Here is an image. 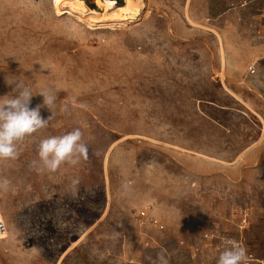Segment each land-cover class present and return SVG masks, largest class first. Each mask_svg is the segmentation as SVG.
<instances>
[{"label":"rangeland","instance_id":"1","mask_svg":"<svg viewBox=\"0 0 264 264\" xmlns=\"http://www.w3.org/2000/svg\"><path fill=\"white\" fill-rule=\"evenodd\" d=\"M98 1L84 0L105 20L90 24L54 0H0V98L13 81L31 107L56 97L48 127L0 160V264H149L162 250L216 264L226 237L264 264V0H133L115 22ZM75 128L87 160L30 167L42 139Z\"/></svg>","mask_w":264,"mask_h":264},{"label":"clouds","instance_id":"2","mask_svg":"<svg viewBox=\"0 0 264 264\" xmlns=\"http://www.w3.org/2000/svg\"><path fill=\"white\" fill-rule=\"evenodd\" d=\"M12 83H16L14 91L18 94L0 98V160L16 159L25 138L48 127L51 116L42 117L41 108L46 106L51 111L56 101L49 91H41L36 94L43 96V104L31 107L32 89L19 81L9 84ZM89 151L81 129L75 128L62 136L42 139L36 147L38 159L31 161L30 167L37 173H55L64 164L76 166L81 160H87ZM10 183L7 178H0V188H7ZM71 184L75 188L79 180L73 179ZM220 248L216 264H249L246 247L235 238H223ZM147 259L149 264H170L163 250L155 258Z\"/></svg>","mask_w":264,"mask_h":264},{"label":"bare ground","instance_id":"3","mask_svg":"<svg viewBox=\"0 0 264 264\" xmlns=\"http://www.w3.org/2000/svg\"><path fill=\"white\" fill-rule=\"evenodd\" d=\"M54 4L56 8L63 9L64 11L70 12L72 14L73 12L79 15V18L85 19L90 24H99L101 21L95 18L93 15L96 14L95 11L88 12L84 3V0H54ZM97 6L101 8L103 11H112L113 15L109 21H121L120 18H127L129 16H132L136 12V6L134 4L133 0H125V6L123 7H116L115 0H101L97 2ZM66 9V10H65ZM115 10V11H114ZM62 11H59L61 13ZM58 13V14H59ZM66 13V12H65ZM110 13V12H109ZM99 15V14H98ZM123 23V22H122ZM6 236H2L0 238H3Z\"/></svg>","mask_w":264,"mask_h":264},{"label":"built area","instance_id":"4","mask_svg":"<svg viewBox=\"0 0 264 264\" xmlns=\"http://www.w3.org/2000/svg\"><path fill=\"white\" fill-rule=\"evenodd\" d=\"M137 219L140 221V222H146L148 223L149 225L155 227V228H159V229H163V225L160 223V221L155 217V216H152L150 215L147 211L143 210L141 212H139L137 214ZM8 233V226H7V223L4 219V216H3V213H2V209H1V206H0V237L2 236H6ZM239 242H241L243 245V241L240 240Z\"/></svg>","mask_w":264,"mask_h":264},{"label":"trees","instance_id":"5","mask_svg":"<svg viewBox=\"0 0 264 264\" xmlns=\"http://www.w3.org/2000/svg\"><path fill=\"white\" fill-rule=\"evenodd\" d=\"M116 1H118V0H116Z\"/></svg>","mask_w":264,"mask_h":264}]
</instances>
